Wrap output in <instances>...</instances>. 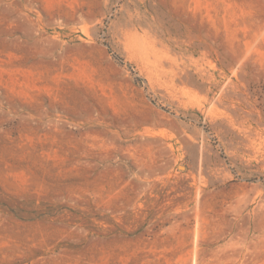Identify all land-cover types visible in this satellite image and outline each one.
<instances>
[{
	"label": "rangeland",
	"instance_id": "1",
	"mask_svg": "<svg viewBox=\"0 0 264 264\" xmlns=\"http://www.w3.org/2000/svg\"><path fill=\"white\" fill-rule=\"evenodd\" d=\"M0 264H264V0H0Z\"/></svg>",
	"mask_w": 264,
	"mask_h": 264
}]
</instances>
